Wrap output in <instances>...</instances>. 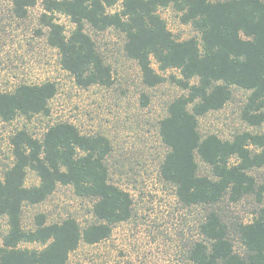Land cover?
<instances>
[{
  "label": "trees",
  "instance_id": "trees-1",
  "mask_svg": "<svg viewBox=\"0 0 264 264\" xmlns=\"http://www.w3.org/2000/svg\"><path fill=\"white\" fill-rule=\"evenodd\" d=\"M38 4L5 0L15 20L28 19ZM41 7L40 33L78 88L115 85L114 69L91 34L112 30L123 37V54L137 65L146 89L168 84L183 92L168 103L157 134L164 149L159 179L181 208L202 213L187 262L264 264V0H43ZM166 9L194 36L175 35L161 15ZM57 15L70 20L69 32ZM237 91L246 94L239 118L250 130L230 139L203 135L200 119L236 101ZM58 94L54 81L0 90V121L49 118ZM149 102L142 93L143 106ZM10 145L13 162L0 176V264H68L82 244L98 245L133 219L134 200L115 179L108 136L60 120L40 137L28 126L17 129ZM30 172L39 184L27 185ZM60 187L91 204L86 224L73 216L50 222L39 213L25 227V208L44 204ZM246 202L249 221L235 211Z\"/></svg>",
  "mask_w": 264,
  "mask_h": 264
},
{
  "label": "rangeland",
  "instance_id": "rangeland-1",
  "mask_svg": "<svg viewBox=\"0 0 264 264\" xmlns=\"http://www.w3.org/2000/svg\"><path fill=\"white\" fill-rule=\"evenodd\" d=\"M42 1L31 10L28 19L15 20L8 17L5 0H0V90H12L19 83L46 81H54L59 87V94L51 102L49 118L36 117L32 122L20 118L11 124L0 121V176L13 162L10 137L17 129L28 126L40 137L51 123L68 120L84 133L104 134L115 149V179L132 195L135 215L129 222L118 225L110 239L95 246L82 244L68 264H189L186 249L191 241L199 238L202 213L181 208L174 190L158 176L159 155L164 149L157 124L166 115L168 103L183 92L168 84L146 89L137 65L123 54V37L112 30L91 34L114 69L115 85L111 89L78 88L62 70L58 51L40 33ZM161 15L175 35L182 39L194 36L190 27L180 24L173 10H162ZM57 21L68 32L73 28L65 16L57 15ZM142 93L150 97L147 106L142 104ZM245 96L244 92L237 91L236 101L201 118L202 134L216 133L230 139L236 132L250 130L239 118ZM200 166L203 172L208 171L202 163ZM37 184L39 179L30 172L27 185ZM90 205L77 198L71 188L60 187L44 204L25 208L24 225L32 227L39 213L47 214L50 222L73 216L84 225L89 219ZM251 210L247 202L235 209L246 221L251 219L248 213ZM2 224L1 232H4L5 221ZM25 247L39 248L37 245Z\"/></svg>",
  "mask_w": 264,
  "mask_h": 264
}]
</instances>
